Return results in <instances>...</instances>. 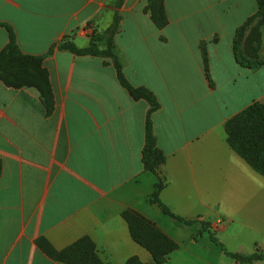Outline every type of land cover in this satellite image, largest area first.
I'll list each match as a JSON object with an SVG mask.
<instances>
[{
	"label": "crops",
	"instance_id": "0c3cea01",
	"mask_svg": "<svg viewBox=\"0 0 264 264\" xmlns=\"http://www.w3.org/2000/svg\"><path fill=\"white\" fill-rule=\"evenodd\" d=\"M164 5L169 23L159 30L148 0H0V24L25 54L43 57L55 101L48 115L37 89L0 80V264H63L39 240L60 252L83 238L103 264H153L125 211L177 244L165 264H248L204 229L228 253L264 254V177L225 131L250 106H264V0ZM115 21L127 80L161 103L152 117L166 156L160 199L190 225L151 200L159 178L144 169L149 104L120 85L111 60L61 50L66 41L88 47ZM8 42L1 28L0 50Z\"/></svg>",
	"mask_w": 264,
	"mask_h": 264
},
{
	"label": "trees",
	"instance_id": "16d2710c",
	"mask_svg": "<svg viewBox=\"0 0 264 264\" xmlns=\"http://www.w3.org/2000/svg\"><path fill=\"white\" fill-rule=\"evenodd\" d=\"M164 1L148 0L146 8L152 22L159 30L164 29L169 23ZM1 28L7 30L9 42L4 49L0 50V80L12 87L23 86L37 89L44 99L47 114L51 115L55 101L49 74L43 67V57L25 54L19 46L13 28L7 24H0ZM119 31L120 22L115 21L104 34H94L88 47L80 49L74 43L66 41L62 44L61 50L69 51L80 57H101L111 60L120 85L135 100H143L149 104L145 127L144 169L159 178L151 200L160 205L172 218L190 225L192 222L175 216L160 199L166 186L164 180L160 178V169L166 156L158 147L152 117L161 109V103L153 91L145 87H134L127 80L115 43ZM201 51L204 61H207L205 42L201 44ZM104 64L108 65L109 63L105 62ZM225 131L231 149L253 170L264 177V106L259 103L250 106L229 120L225 125ZM122 217L129 226L132 239L151 254L153 264H165L169 256L178 249L177 244L170 237L141 214L135 211H125ZM204 231L209 232L214 244L239 263L252 264L264 260V254L247 256L228 253L211 231L207 229ZM38 245L48 256L63 264H103L97 255L95 244L89 238H83L60 252L53 250L44 239L39 240ZM127 264L143 263L137 257H133L128 260Z\"/></svg>",
	"mask_w": 264,
	"mask_h": 264
},
{
	"label": "rangeland",
	"instance_id": "374dc122",
	"mask_svg": "<svg viewBox=\"0 0 264 264\" xmlns=\"http://www.w3.org/2000/svg\"><path fill=\"white\" fill-rule=\"evenodd\" d=\"M121 45H122V38L120 37V38H118V39L116 40V46H117V49H118V48L120 49Z\"/></svg>",
	"mask_w": 264,
	"mask_h": 264
}]
</instances>
